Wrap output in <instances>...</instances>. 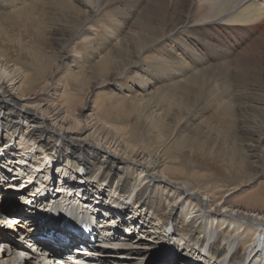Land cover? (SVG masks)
<instances>
[{
  "label": "bare ground",
  "instance_id": "6f19581e",
  "mask_svg": "<svg viewBox=\"0 0 264 264\" xmlns=\"http://www.w3.org/2000/svg\"><path fill=\"white\" fill-rule=\"evenodd\" d=\"M69 3L0 0L7 10L0 14V264H48L45 253L9 238L18 233L41 244L39 226L29 227L37 223L8 191L25 192L31 182L56 189L28 173L27 163L41 174L43 166L67 165L78 176L73 186V175H61L48 205L80 211L78 205L91 202L82 199L86 189L98 195L99 206L89 205L97 215L112 212L101 202L106 194L118 198L111 200L119 209L114 217L126 223L124 213L131 215L130 237L120 240L110 230L99 242L103 247L92 250L101 264H264V112L259 124L244 130L248 139L234 136L237 148L219 140L212 118L203 120L210 109L221 122L219 116L246 114L256 103L264 111V0ZM49 5L72 13V26H51L58 20L48 18ZM117 16L137 29L122 28ZM8 21L22 28L19 35ZM47 31L60 45L50 59L39 46ZM222 32L247 44L231 51ZM30 33L35 41L23 37ZM206 47L217 63L203 55ZM192 59L206 66L200 74ZM13 146L20 155L12 162L6 154ZM84 172L91 180L81 178ZM6 203L12 208L2 209ZM146 210L150 227L138 230L133 225ZM19 217L20 225L10 222ZM153 249L159 253L150 258Z\"/></svg>",
  "mask_w": 264,
  "mask_h": 264
},
{
  "label": "rangeland",
  "instance_id": "374dc122",
  "mask_svg": "<svg viewBox=\"0 0 264 264\" xmlns=\"http://www.w3.org/2000/svg\"><path fill=\"white\" fill-rule=\"evenodd\" d=\"M66 1H68V3H69V0H66ZM73 3H72V2ZM75 2H76V0H70V3H69V5L70 6H74L75 5ZM50 6V5H49ZM51 7V6H50ZM48 9H49V11H48ZM7 10H6V8H2V7H0V14L1 15H5L7 12H6ZM2 13H4V14H2ZM47 13H50L49 15H47L48 16V18H49V16L50 15H54V17H56L57 18V22H52V21H49L47 24H50L51 26H53V24L55 25L56 23H59V25H64V26H72V23L70 22V20H68V18L72 15V13L70 14V16H68V14L66 15L64 12H61V11H56V9H53L52 7L51 8H49V7H47ZM63 14V15H62ZM66 17L67 16V18L65 19L64 17ZM61 17H63V18H61ZM63 21H62V20ZM117 19H118V21H119V24H122V28H126L127 30H135V29H137V26L135 27V25H124V19L123 18H121V17H118L117 16ZM60 20V21H59ZM54 21H56V19H54ZM69 21V22H68ZM98 24L100 23V22H97ZM8 24H9V28H10V30L13 32V33H15L16 32V35H19V31L20 30H22V28L20 29V28H16V27H14L9 21H8ZM8 24H6V23H4V25H8ZM13 26V27H12ZM16 28V29H15ZM99 28H101V27H99ZM132 28V29H131ZM49 29V28H48ZM51 33V31H49V33H48V31H47V33H45L44 35H43V37H41L42 39L44 38V40H42V42H40V43H42V44H40V43H38V44H40L39 46L42 48V47H44V48H42V52H43V54H47L48 56H47V59H50V53H51V55L53 54V51L55 52V53H58L59 51H60V45L58 44V43H56L55 44V42H56V40L58 41V39H56L57 38V36H55L54 34H50ZM118 33H120L119 32V30H116V33L115 34H118ZM32 33H30V36L31 37H29L28 35H25V36H23L24 38H26L27 40H29L30 42L31 41H35V40H33L34 38H35V36L32 34ZM222 34V35H221ZM221 34H218V35H220L221 37H223L224 36V38H225V40H226V46H227V48L229 49V50H231V51H234V50H239L240 48H242L244 45H246L247 44V42L242 38V37H240V36H237L236 34H234V33H225V32H222ZM226 35H228V36H226ZM32 36H33V38H32ZM114 36V35H113ZM116 36V35H115ZM50 37V38H49ZM56 37V38H55ZM32 38V39H31ZM52 40V41H51ZM44 41H46L45 43H44ZM56 46V47H55ZM171 48L173 47V45H169ZM47 50V51H46ZM49 51H51V52H49ZM47 52V53H46ZM155 53H156V51H154ZM179 52H180V54L181 53H183V50H181V48H180V50H179ZM49 53V54H48ZM202 53H203V55L205 56V57H207L209 60H212V59H214V58H218V55L215 53V52H213V49L211 48V47H206V48H204L203 49V51H202ZM191 60V58L189 57L188 58V61H190ZM214 60H216V63L218 62V60L217 59H214ZM47 61V60H46ZM192 63H193V65H196V67H195V70L194 71H197V74H200L201 72H199V70H201L202 68H204V67H206V66H198V61L197 60H194V59H192ZM186 64H187V62H186ZM26 68H28V69H30V70H32V68L31 67H29V66H25ZM72 87H73V89L74 90H76V87L72 84L71 85ZM130 97V96H129ZM141 97V96H140ZM146 99H147V97L146 96H144V98H143V101H142V103L144 104H146ZM130 100H132V99H130ZM132 102V101H131ZM249 103V102H248ZM254 104V103H253ZM9 105V104H8ZM248 105H250V104H248ZM254 105H256V106H258V107H261V104H259V103H256V104H254ZM253 106V105H252ZM258 107H255L254 109H253V107H250V110H249V112L248 113H243V114H241V113H236L235 111H232V113L230 114V115H226V114H223L222 116H219V117H221V119L223 120L222 122L221 121H219L218 120V116H214L215 114H214V111L213 110H209V111H207L206 113H203L204 115V117H203V120H208V119H210V118H212V121H213V123L216 125V126H214L213 128L214 129H216V130H218V128H219V130L217 131V133H216V135H218V134H222V136L219 138V140L220 141H224V139H226V142H225V144L226 145H229V146H232L233 144H235V147L237 148L238 146H239V142L234 138V136H236V137H238V136H240V134H242L241 136H240V138H241V140H244V138L245 139H248V135H246L244 132V130L245 129H247V128H249V127H255L257 124H259L260 123V121H261V119H263V109H261V108H258ZM263 107V106H262ZM9 108H10V105H9ZM223 108V106H220V107H218V108H216V109H214L217 113H222L220 110ZM10 110V109H9ZM260 110V111H259ZM251 112V113H250ZM216 113V114H217ZM214 114V115H213ZM249 114V115H248ZM213 115V116H212ZM0 116H2V114H0ZM236 118V119H235ZM227 120H230V121H227ZM246 120V121H245ZM231 122V123H230ZM233 122V123H232ZM246 122V123H245ZM239 123H243V125L242 126H244V129L243 128H241L240 129V131L239 132H237L236 131V126H238V124ZM223 125V126H222ZM227 125L228 126H230V128H229V130H227L228 128H227ZM1 126V125H0ZM225 126V127H224ZM216 127V128H215ZM2 131H0V133H1ZM236 134H235V133ZM215 135V136H216ZM214 136V135H213ZM139 143H141V144H146L145 142H143L142 140H140L139 141ZM219 144V143H218ZM13 148H14V151L12 150V151H9L8 150V153L6 154V156H10V160L12 161L14 158H17V157H15V156H19L20 155V151L17 149V148H15L14 146H13ZM17 150V151H16ZM18 153V154H17ZM33 153V157H34V159H35V161L37 162H41V160L43 159L42 157H41V159L39 160V158H36V156H34V154L35 155H37V153L36 152H32ZM177 156H179L180 154H176ZM12 157V158H11ZM13 162V161H12ZM81 162L82 161H80V160H77V163H79V164H81ZM71 164V163H70ZM85 167V166H84ZM27 171H28V173H36L37 175V178H39V180L41 179L43 182H47V180H51L50 182H51V184H53V186L55 187L56 186V188H57V186L61 183V179H60V176L61 177H67V176H69L70 177V175L72 176H74L75 178H71V182H73V180H76L77 178H78V176L77 175H74L73 173H72V171L70 170V168L67 166V165H60V166H57L54 170H50V169H48V168H45V166H43L41 169L43 170L42 171V174H41V172L40 171H38L37 169H35V166H31V164L29 165L28 163H27V165L24 167ZM59 168H60V170H59ZM86 168V167H85ZM37 170V171H36ZM202 171H206V169H202ZM67 172V173H66ZM66 174V175H65ZM79 176H80V174H78ZM83 177H81L82 179H84V177L87 179V181H89V180H91V179H88L86 176H87V172L85 173H83V174H81ZM34 178H35V176H34ZM36 178V179H37ZM263 180H264V178H263ZM38 181V180H37ZM192 181H194L195 182V180H193L192 179ZM55 182H56V185H55ZM58 183V184H57ZM74 183V182H73ZM71 184V183H70ZM70 184H67V185H69L70 186ZM75 184L76 183H74V185L73 186H75ZM78 188V189H77ZM74 189H76L77 191H79V193H81V191H82V189L80 188V186H76V187H74ZM94 189V188H93ZM104 191H106V190H104ZM84 192L87 194L86 196H87V198L88 199H90V201L92 202V204L94 203L92 200H95V199H97L96 201H100V200H98L99 198L97 197L98 195H95V192H94V190H84ZM91 193V194H90ZM94 195H95V197H94ZM90 196V197H89ZM106 196H107V198H104V200L103 201H101V202H103V203H105V205H103V207H105L106 209H112V212H109L110 214L112 213V215L114 214V213H116L117 214V211L119 210L118 208H117V206H115V204L113 203V202H117L118 201V198H116L114 195L112 196H109L108 194H106ZM113 202H112V201ZM129 202V201H128ZM128 202H125L124 204H123V206H129V203ZM96 203V202H95ZM94 206H99V205H96V204H93ZM117 205V204H116ZM10 204H8V203H6V204H3L2 205V209H5V208H10ZM11 208H12V206H11ZM115 214V215H116ZM114 215V216H115ZM124 219H125V221H127L128 223H130V217H131V215L129 216L127 213H125L124 214ZM127 216V217H126ZM129 216V217H128ZM149 218H150V215H149V212L146 210L145 212H144V215H143V218L138 222V223H136V224H134L133 226L136 228L137 227V229L139 230V227L138 226H143V227H146V228H149L150 227V220H149ZM129 226V225H128ZM133 227V228H134ZM155 230H157V229H155ZM142 231V230H141ZM141 231H138V232H136V236H138V233L140 232V235H142L141 234ZM142 232H144V231H142ZM146 234V233H145ZM145 237V236H144ZM179 237H183V236H180L179 235ZM137 238H139V236L137 237ZM146 239V238H145ZM144 239V242L145 243H152V239H146L145 240ZM183 241H184V239H183ZM143 242V243H144ZM185 242V241H184ZM159 252H158V249H153L152 250V252H150V254H149V257L150 258H153V257H155L157 254H158ZM148 257V256H147ZM187 257V256H186ZM186 257H184L182 260H184V259H186ZM148 260V259H147ZM142 262H140L139 261V264H141ZM138 264V263H137Z\"/></svg>",
  "mask_w": 264,
  "mask_h": 264
}]
</instances>
